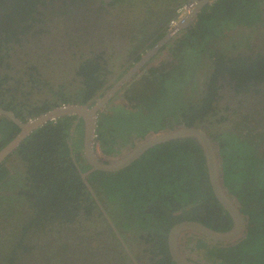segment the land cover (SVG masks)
Listing matches in <instances>:
<instances>
[{
    "label": "trees",
    "instance_id": "trees-1",
    "mask_svg": "<svg viewBox=\"0 0 264 264\" xmlns=\"http://www.w3.org/2000/svg\"><path fill=\"white\" fill-rule=\"evenodd\" d=\"M182 1H125L128 14L144 9L156 12L151 18V27L131 22L128 37L134 46L128 54L132 62L164 36L175 6ZM253 1L214 0L205 5L197 13L194 28L188 26L178 31L176 34L183 32V35L170 47L172 51L184 44L189 49L185 55L181 50L185 63L180 69L164 70L165 65L160 64L159 71L151 72L156 79H148L143 84L136 80L122 91L127 95L128 106L117 105L112 114L102 111L96 120V135L105 141L111 134L120 135L109 125L114 124L115 119L111 118L115 116H119L121 123L117 130L123 129L124 135L131 132L144 135L150 130L157 132L173 126L204 125L209 130L217 146L223 184L243 219L240 235L228 242L214 241L192 232L193 237L200 239V245L206 247L202 248V259L212 264H264V116L245 105L248 97L262 98L253 101L256 103L264 100V46L252 41L239 42L245 35L238 36L256 29L257 20L260 26L264 25V0ZM59 2L63 5L61 8L69 3L67 0H0V108L12 111L21 121L62 104L94 103L95 96L104 87L111 86L108 82L113 68L107 62L105 50L80 59L74 67L72 81L76 91L72 95L63 84L55 87L46 78L47 66L40 55L22 59L28 49L34 50L30 44L39 43L44 40L43 36L51 33L46 22L52 20L47 14H51ZM78 2L70 1L77 6ZM99 3L93 10L97 13L104 9L105 2L100 0ZM212 30L216 31V40L206 36ZM224 31L228 34L224 35ZM201 34L205 36L199 38ZM80 39L83 40L82 36ZM241 45L249 46L251 51L236 50ZM228 47L235 52L228 53ZM19 49L22 55L15 56ZM165 71L167 75L176 76V89L165 84ZM187 80L190 81L180 85L179 81ZM138 83V89L141 85L149 86L152 104L145 98L149 94L143 95L136 88ZM200 83L202 89L197 101L190 102L192 97L187 87L192 84L195 89ZM226 86L228 92L236 93L230 103L224 101ZM174 96L181 101L171 108L173 103H169V99ZM139 103L146 105L148 115L152 114L153 127L139 130L140 127L132 125V131L128 132L125 129L130 127L132 116L121 112L136 108ZM118 108L121 111L115 113ZM225 122L232 123L230 129L217 133L216 126ZM18 131L15 123L0 115V149ZM82 135L83 121H77L75 115L47 121L27 135L0 163V186L7 190L0 195L1 216L5 217L0 228V264H31L37 260V264H47V259L53 260V264H76L75 261L87 264L91 256L90 261L100 264L101 259L96 260L95 250L87 249L90 244L82 235L92 221L98 223L93 233L105 238L101 243L105 245L102 254L113 251L114 264L121 258L124 260L121 264H130L103 212L127 246L134 239L147 246L151 264H176L166 240L171 227L179 222L194 220L217 231L231 228L232 218L214 195L205 157L194 139L161 142L128 166L115 171L93 170L83 178L82 173L90 170L91 165L83 155ZM12 156L17 162L15 167L7 163ZM134 223L136 228L132 229ZM128 233L132 236L126 238ZM188 233L182 232L179 241H192ZM70 234L76 235V243L68 241ZM24 258L34 262H25Z\"/></svg>",
    "mask_w": 264,
    "mask_h": 264
},
{
    "label": "rangeland",
    "instance_id": "rangeland-1",
    "mask_svg": "<svg viewBox=\"0 0 264 264\" xmlns=\"http://www.w3.org/2000/svg\"><path fill=\"white\" fill-rule=\"evenodd\" d=\"M126 0H114V2H112V5H108L107 8L105 9V13H106V18L104 17L105 20V27L103 28V31L101 30V34H97L99 37L102 38L101 40V46L98 49H94L93 46H90L89 44H85V43H81L79 42V38L80 36H82L83 32L81 30H79V28H77L74 32H72L70 30V27L68 26V23L71 24L72 19L70 18V20H68V23H65L66 21H64L65 19V15H63V10L60 7V2L58 3V6H56V9L50 14L48 12L49 18L52 20V18L54 17L55 20L54 21H49L46 22L47 28H49L51 30L52 34H56L52 39H51V43H53V45H51L50 43L46 42L48 45L44 44V40L40 41L39 43L36 42V44H31V46L33 47L34 50H36L37 55H40V60L45 62V65L47 66V70H46V78L51 81L54 86L56 87L59 84H63L67 90V93L69 95H72L75 91H76V87L74 82L72 81L73 79V71H74V67L77 65V63L80 61V59L87 57L88 55H94L97 53H101L104 50L106 51L105 57L107 58V62L108 64H110V66L113 68V72H112V76L113 78H116L115 80H118L120 77L123 76V74L129 70L132 69L131 66H133V64L136 62H132L133 59L130 58L128 52H130V50L132 49V46H134V42L129 40V35H130V27H131V22H135L137 24H150L151 23V18H154V14L156 13L155 11H149L144 9L143 11L137 12L136 14H128L129 10H128V6L125 5ZM257 0L253 1L256 2ZM62 6V5H61ZM57 10V11H56ZM139 10H142V8H139ZM56 11V12H55ZM100 14V13H99ZM163 14V13H162ZM100 18H102V16H98ZM160 17V16H159ZM162 17V16H161ZM160 17V18H161ZM128 19V22L126 21ZM127 22V23H124ZM261 22L257 20L256 25L257 26L256 29L252 30V32H250L249 34H244L243 32H241L240 34H238V36H243L245 35L239 42L244 41V42H249L252 41L254 44L259 45V46H264V25H261ZM129 25V26H128ZM118 27L119 31V39L123 42L124 46L122 51L120 52H115V50L111 47L112 43L111 41L113 40V36L111 35V33L113 32V30L115 29V27ZM190 27L194 28L193 26H195V22L189 25ZM54 32H53V31ZM212 30L210 33H206V36H211V38H213L212 40H216L217 34H215L216 31ZM213 32V34H212ZM50 33V34H51ZM49 34V35H50ZM228 32L224 31V35H227ZM176 35V36H175ZM169 42H167L166 47H163L161 49H159L157 51L156 54H154L151 59H149V61H146L144 63L143 66H141V68L136 72V74L134 75V77H132V79L129 81L130 84L135 82L136 83L139 82L141 84H143L144 82L148 81V79H156L151 75L152 70H158L160 68V64H164L165 67L163 68L164 70H168L169 68H176V69H180V66L182 64H184V58H183V54L185 55V53L189 52V49L186 48V46L184 44H179L178 47H176L174 50H170V47L172 45H175L177 42V40L179 38L182 37L183 32L179 33V34H175ZM110 36V37H109ZM205 34H201L199 36V38L204 37ZM163 37V36H162ZM161 37V38H162ZM161 38L159 40H161ZM196 38H198V34L196 35ZM128 39V40H127ZM158 40V41H159ZM229 40V39H226ZM157 41V42H158ZM225 40H221L220 42H223ZM43 42V43H42ZM156 42V43H157ZM223 46H228V43H222ZM50 47L53 48V51L50 53ZM154 47V45L150 48L145 49V51H143V55L150 49H152ZM250 47H246V45H241L239 46L236 50H241L244 52H250L251 50L249 49ZM248 49V50H247ZM181 50L183 51V54L181 52ZM226 51L228 53H233L235 52V50H232L228 47L226 49ZM33 52V51H31ZM36 56V55H34ZM33 55L27 53L26 57L23 58V60H28V59H32L34 57ZM49 67V70H48ZM131 67V68H130ZM130 68V69H129ZM159 71V70H158ZM126 72V73H127ZM168 71L164 72V82L165 84L173 89H176L178 86H175L176 84V76L175 75H167ZM159 81V79H157ZM167 81V82H166ZM190 80H187L185 82H180V85L186 84L187 82H189ZM127 83V82H126ZM125 83V84H126ZM139 83L136 85L137 89H138V85ZM123 84V85H125ZM129 84V85H130ZM171 84V86H169ZM129 85H126L125 87L127 88ZM125 87H123V89L119 90L118 93L113 96L112 98L109 99V101L102 107V111L105 113H111L113 112V109L115 108V106L117 107V105H129V101L127 100V95H123L122 91L124 89H126ZM202 89V83L198 84L195 89L193 88V85L190 84L187 87V91L190 93L192 99L190 102H196L198 99V96L200 94V91ZM140 91V93H142L143 95L145 94H149L148 97H145L146 99H148L151 104L153 102V99L151 98V89L149 88V86L146 85H141L138 89ZM226 90H229L228 86H226ZM229 93V92H228ZM46 95V94H45ZM137 95H135L134 97H136ZM139 99V97L137 98ZM262 98L260 97H248L247 102H246V106H251V108L254 110H258L259 116H264V100L261 103H256L253 102L254 100H261ZM232 100H235L234 98ZM139 101V100H138ZM177 96L171 97L169 99V103H173L171 105V108L175 107V104H179ZM226 101V100H224ZM231 102V100H229ZM226 101V102H229ZM246 100L243 101V103H245ZM253 102V104H252ZM260 102V101H259ZM236 103V102H235ZM252 104V105H251ZM148 107V106H147ZM126 108V107H125ZM151 108V107H148ZM101 111V112H102ZM121 111L120 108L117 109V112L115 113H119ZM147 109H146V105L143 104H138V106L136 108L133 109H127L126 111L121 112V114H126V115H131L132 116V120L128 123L130 125L129 128L125 129L126 131H132V125L138 126L140 127V129H151L153 127L154 121L153 118L151 117V115L147 114ZM253 112V111H251ZM119 116H115L113 118H111L112 120L115 119V121H112V123L114 124H109L110 126L112 125V127L114 126V128L116 129V132H118L117 134L120 135H109L108 136V141H105L103 139H98L95 141V147H96V153L95 154L98 156H105V158L107 159H112V160H118L120 159L123 155L124 152L126 153L125 150H128L130 147L137 146L138 144H140L141 142L145 141L146 139L152 137L155 134L161 133V132H153L152 130H150L149 132H147L144 135H140L134 132H131L130 135H124L121 130H117L119 129V127L121 126V123L118 121ZM117 118V119H116ZM264 120V119H263ZM110 121V120H109ZM108 121V122H109ZM106 124V123H105ZM103 124V125H105ZM231 122L227 123L225 122L224 124H218L215 128L216 132H223L224 130H228L231 127ZM108 127V125H107ZM106 127V128H107ZM112 127H110L109 129H111L110 131H112ZM174 128V126H173ZM138 130V131H139ZM122 135V136H121ZM262 146L264 147V144L262 143ZM262 147V148H263ZM261 148V149H262ZM15 156H12L11 158L8 159V164L9 165H13L14 167L17 165L16 160H13ZM6 187L5 186H0V195L2 194V192H6ZM1 200V199H0ZM3 202H0V228L3 225V222H5V217L1 216V213L3 212ZM100 219V217H97ZM98 226L97 221L96 222H90L89 225V229L85 230L82 232V235H85L87 238V243L90 245H87V249L89 251H91L92 249L96 251V253L98 252H103L104 251V246L105 245H100L102 242H100V239H103L101 236L99 235H95L93 232L96 229V227ZM131 227V226H130ZM132 229L136 228V223L132 224ZM131 228H128V230H130ZM128 235L132 236V233H128L126 235V238H128ZM74 238H76V235L72 236L69 238V240H73L72 242H74ZM179 241V244H181L183 246L182 249H184L187 252H190V254L195 257L198 260H203L206 262H209L205 259H201L203 257L204 254V250L202 248H206L203 245H200V239L197 236L193 237L192 241ZM131 247L134 248L135 251H137L138 249H142V247L144 246L143 244H140L138 242V240H133L132 242H130ZM96 248V249H94ZM113 251L108 250V254H113ZM42 253H39V255H41ZM48 258V256H47ZM40 260H43L42 258H40ZM114 261V260H112ZM53 260H48L47 259V264H53ZM110 260L106 259L103 260V262H101V264H110ZM144 263H147L146 260H143Z\"/></svg>",
    "mask_w": 264,
    "mask_h": 264
},
{
    "label": "water",
    "instance_id": "water-1",
    "mask_svg": "<svg viewBox=\"0 0 264 264\" xmlns=\"http://www.w3.org/2000/svg\"><path fill=\"white\" fill-rule=\"evenodd\" d=\"M103 1L107 2L109 0ZM210 1L211 0H193V6L190 7L186 16L180 19L173 29L165 33L161 40L154 44V47L152 49L148 50L137 60V62L133 64V66H131V70H129L121 78H119L109 89L105 90V92L99 98H97L94 103H69L64 107L57 106L43 114H40L35 118L28 119L26 121H21L13 114L12 111L0 108V115L8 117L19 128L17 135L0 149V163L32 131H34L36 128L43 125L47 121L62 116L75 115L77 121H79L80 119H82L83 121V155L86 158V161L91 165L90 170L82 173L83 178L86 174L93 170L98 169L103 171H115L128 166L138 157H140L145 151L161 142L176 138H192L202 149L208 171L209 182L214 195L230 214L233 224L230 229L225 231H217L211 229L194 220H184L173 225L167 237L168 251L171 255V258L176 264H201L199 262L188 259L186 255L180 252L179 236L182 232L194 231L198 234L206 236L209 239L220 242H228L237 238L243 229L242 215L237 209V204L232 201L231 193L223 184L222 168L221 164H219L220 158L219 156L217 157V146L216 143L211 140L208 134L209 130L206 129L204 125L189 127L180 126L178 128H175L174 130H168L167 132L154 135L141 142L136 147L130 149V151H128L122 158L109 163H105L102 160H99L98 156L95 154L94 148V137L97 128L96 120L102 107L119 90V88H121V86H123V84H125L141 68V66L144 65L146 61H149V59H151V57L156 54L157 51L166 42H168V40H170L178 31L185 29L190 24H192L193 21L196 20L197 12ZM103 89H105V87ZM103 213L107 220L110 222L107 214L105 212Z\"/></svg>",
    "mask_w": 264,
    "mask_h": 264
},
{
    "label": "flooded vegetation",
    "instance_id": "flooded-vegetation-1",
    "mask_svg": "<svg viewBox=\"0 0 264 264\" xmlns=\"http://www.w3.org/2000/svg\"><path fill=\"white\" fill-rule=\"evenodd\" d=\"M70 1L71 0H67V2H69L68 5H67V7L62 8V9H64L63 10V15H65V19H64V21H66L65 23H68V20H70V18H71L72 19V21H71L72 23L71 24L68 23V26L70 27V30L72 32H74L76 30L75 28L76 27L78 28V26H79V27H81V31L83 32V34H82L83 40L80 39L79 42L85 43V44H89L90 46H93L94 49H98L101 46V43H102L101 40H102V38L99 37L97 34H99V33L101 34V30L103 31V28L105 27V20H104V17L106 18L105 9L107 8V6L113 0H109L107 2L105 1V3L103 4L104 9L101 10L100 14L97 13V12H95V11H93L98 5H100V3H99L100 0H97V2L95 4L90 3L89 0L88 1L87 0L86 1L79 0L78 6L76 4H73V3L71 4ZM99 15L102 16V18L98 17ZM47 16H48V14H47ZM84 18H88L87 21ZM54 20H55V18L53 17L52 18V21H54ZM149 27H151V24L149 25ZM119 31L120 30L116 26L115 29L113 30V32L111 33V35L113 36V38H112L113 40L111 41V43H112V46L111 47L115 50V52L122 51L123 46H124L123 42L119 39ZM55 35L56 34H52L51 33L50 35H47L46 37L43 36L42 38L45 39L43 41L44 44H46V45L49 46V44L46 43V42H48L51 45H53V43H51L50 41H51V39ZM147 44L148 43H146V45ZM15 46L17 47L18 45H15ZM30 47H31V44H30ZM28 50H30V49H28ZM28 50H27V53H29V54H31L33 56L37 54L36 53V50H32L33 52L28 51ZM52 51H53V48L50 47V52H52ZM10 54H12V53L10 52ZM20 55H22L21 49H19V52H17V54H15V56H20ZM26 55L22 56V59L24 57H26ZM16 63L17 62H14V64H16ZM115 79L116 78H113V76H111L108 83L109 84L110 83L111 84L115 83L117 81ZM235 94L236 93L234 92V90H231L228 93V90H226V87H225V90L223 91L224 99L226 101L232 100L234 98ZM229 103H230V101H229ZM128 150H125V151H128ZM126 153L124 152V155L123 156H125ZM98 158H99V160H102L103 162L107 161V163L116 161V160H112V159H107V158H105V156H99L98 155ZM107 222H108V220H107ZM108 224H109V222H108ZM186 232H190L187 235H189V237L190 236L193 237L192 232L194 233V231H186ZM118 234H119V232H118ZM128 236H130V235H128ZM70 237H72V234H70ZM69 238H68V241H70L72 244L73 243H76L77 238H74V242H72L73 240H69ZM134 240H138V239H134ZM132 241L133 240H131V242ZM184 241L185 242H188V240H184ZM52 242H53L52 243L53 245H55V246L57 245L56 242H54V241H52ZM138 242L140 244H143L144 246L142 247V249H138L137 251H135L134 248L131 247V244L128 245L129 246L128 247L126 243L125 244L121 243L122 248H123V252L128 256L127 258L129 260L130 264H151V262L149 260V257H150L149 256V253L146 252V247L147 246L142 241H140V240H138ZM166 242L168 243L167 240H166ZM185 242H183V243H185ZM167 248H168V245H167ZM182 248H183V246L181 244H179L180 252L182 254L186 255V257L188 259H191L193 261L199 262L201 264H212L211 262H206V261H203V260L196 259L195 257H193L190 254V252H187V251H185ZM90 252H93V251L91 250ZM95 256H97L96 257V260L97 259H99V260L101 259V262H103V260L109 259L111 261L110 264H114L115 263V261H112L113 254L103 255L102 252H98V253H96ZM91 257H93V256H91ZM136 257H138V258H136ZM90 258L88 259V261H86L87 264H97L96 262L90 261ZM143 260H146L147 263H144ZM24 261L25 262H34V260L33 259H30V258H24ZM123 261L124 260L121 258L116 264H121ZM35 262L36 263H31V264H37L38 260L35 261ZM75 263L76 264H80V262H77V261H75Z\"/></svg>",
    "mask_w": 264,
    "mask_h": 264
},
{
    "label": "clouds",
    "instance_id": "clouds-1",
    "mask_svg": "<svg viewBox=\"0 0 264 264\" xmlns=\"http://www.w3.org/2000/svg\"><path fill=\"white\" fill-rule=\"evenodd\" d=\"M192 1H193V0H184V1L180 2V4H183L184 2H188V3H190V7H191V6H193V2H192ZM213 1H214V0H211V1H210L209 3H207V4H210V3L213 2ZM180 4H178V5H180ZM207 4H205V5H207ZM178 5H177V6H178ZM177 6H175V8H176ZM190 7H189V9H190ZM175 8H174V10H173V15H174ZM203 8H204V7H203ZM203 8H201V9H203ZM189 9H188V11H189ZM201 9H200V10H201ZM200 10H199V11H200ZM199 11H198V12H199ZM198 12H197V13H198ZM172 17H173V16H172ZM172 17H171V18H172ZM171 18H170V19H171ZM197 19H198V16L196 15V20L193 21V23H194V22L196 23ZM169 21H170V20H169ZM169 21H168V23H169ZM178 22H179V21H178ZM174 27H175V26H174ZM174 27H173V28H174ZM173 28H172V29H173ZM166 29H167L166 33L169 32V31L171 30V29L168 30V24H167V26H166ZM168 41H169V40H168ZM150 47H151V46H150ZM161 48H162V47H161ZM161 48H160V49H161ZM142 55H143V54H142ZM142 55H141V56H142ZM136 62H137V61H136ZM125 73H126V72H125ZM125 73H124V74H125ZM124 74H123V75H124ZM135 74H136V73H135ZM135 74H134V75H135ZM134 75H133L132 77H134ZM132 77L127 81V83H126L125 85L121 86V88H119V90L123 89V87H125L126 85H129V84H130L129 81L132 79ZM120 78H121V77H120ZM113 84H114V83H113ZM113 84H111V86H112ZM111 86H110V87H111ZM110 87H109V88H110ZM109 88H108V89H109ZM125 88H126V87H125ZM105 90H107V89H106V88L103 89V91H102L100 94H97V95L95 96V98H96V97L99 98V97L105 92ZM119 90H118V91H119ZM118 91H117L113 96H115V95L118 93ZM98 96H99V97H98ZM113 96H112V97H113ZM112 97H111V98H112ZM95 98H93V99H95ZM97 98H96V99H97ZM96 99H95V100H96ZM66 105H67V104H62V105H60V107H64V106H66ZM101 111H102V109L99 111V113H100ZM31 119H32V118H31ZM50 121H55V119L50 120ZM178 127H179V126H174V128H172V129L167 128V129H165V130H160V131H158V132H161V131H162L161 133H164V132H167L168 130H174L175 128H178ZM161 133H158V134H161ZM208 133H209V132H208ZM158 134H155V133H154V135H158ZM154 135H153V136H154ZM96 138H98V137H97L96 132H95V137H94L95 141L97 140ZM134 147H136V146H134ZM134 147H133V146L130 147L128 151H130V149H132V148H134ZM94 148L96 149L95 144H94ZM128 151H126V152H128ZM95 152H96V150H95ZM103 215H104V213H103ZM107 216H108V215H107ZM108 219L110 220L109 217H108ZM108 222H109V221H108ZM109 224L111 225V227L114 228L113 230H114V232L116 233L117 237L119 238L120 242L123 243V244H125L124 240L122 239V237L120 236V234H118V232H117V230L115 229V227H114V225H113V222H112L111 220H110ZM102 238H103V239H100V242H103V240L105 239L104 237H102ZM100 245H101V244H100ZM92 251H93V249H92Z\"/></svg>",
    "mask_w": 264,
    "mask_h": 264
},
{
    "label": "built area",
    "instance_id": "built-area-1",
    "mask_svg": "<svg viewBox=\"0 0 264 264\" xmlns=\"http://www.w3.org/2000/svg\"><path fill=\"white\" fill-rule=\"evenodd\" d=\"M189 7H190V3L184 2L183 4H180L175 8L174 15L168 23V30L176 26L178 21L182 19L184 16H186Z\"/></svg>",
    "mask_w": 264,
    "mask_h": 264
}]
</instances>
